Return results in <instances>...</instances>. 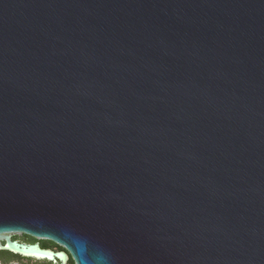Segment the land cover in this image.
<instances>
[{
	"label": "water",
	"instance_id": "obj_1",
	"mask_svg": "<svg viewBox=\"0 0 264 264\" xmlns=\"http://www.w3.org/2000/svg\"><path fill=\"white\" fill-rule=\"evenodd\" d=\"M9 233L264 264V0H0V250L67 261Z\"/></svg>",
	"mask_w": 264,
	"mask_h": 264
},
{
	"label": "flooded vegetation",
	"instance_id": "obj_2",
	"mask_svg": "<svg viewBox=\"0 0 264 264\" xmlns=\"http://www.w3.org/2000/svg\"><path fill=\"white\" fill-rule=\"evenodd\" d=\"M11 240L17 241L19 243L27 244V245H33V244L37 243V244H39V246L42 249H49V250H52L54 252H60V251L65 252V254L67 255V261L69 259V264H75L71 254L64 247L57 245L52 241L45 240V239H39L37 242L30 241V240L21 241V240H16L15 238H12ZM0 252H2V256H3V259H0V262H3V264H8L9 262H12L13 260H19V261L26 260L28 262H33L35 264H47V263H49V264H66L67 263V261L62 262L59 259L51 260L49 258H44V257H42V258L36 257L35 258L34 256L18 254L16 252H12V251L0 250Z\"/></svg>",
	"mask_w": 264,
	"mask_h": 264
},
{
	"label": "rangeland",
	"instance_id": "obj_3",
	"mask_svg": "<svg viewBox=\"0 0 264 264\" xmlns=\"http://www.w3.org/2000/svg\"><path fill=\"white\" fill-rule=\"evenodd\" d=\"M11 239L12 238H15L16 240H21V241H26V240H30V241H35L37 242L39 239H36V238H31V237H28L22 233H9L7 234ZM3 244L2 241L0 240V245ZM0 264H3V262H0ZM8 264H35L33 262H28L26 260H23V261H19V260H13L12 262H9ZM49 264V263H47ZM66 264H69V259L67 261Z\"/></svg>",
	"mask_w": 264,
	"mask_h": 264
},
{
	"label": "trees",
	"instance_id": "obj_4",
	"mask_svg": "<svg viewBox=\"0 0 264 264\" xmlns=\"http://www.w3.org/2000/svg\"><path fill=\"white\" fill-rule=\"evenodd\" d=\"M0 259H3L2 252H0Z\"/></svg>",
	"mask_w": 264,
	"mask_h": 264
},
{
	"label": "bare ground",
	"instance_id": "obj_5",
	"mask_svg": "<svg viewBox=\"0 0 264 264\" xmlns=\"http://www.w3.org/2000/svg\"><path fill=\"white\" fill-rule=\"evenodd\" d=\"M38 258H42V256L41 257H39V256H37ZM51 258V257H50Z\"/></svg>",
	"mask_w": 264,
	"mask_h": 264
}]
</instances>
